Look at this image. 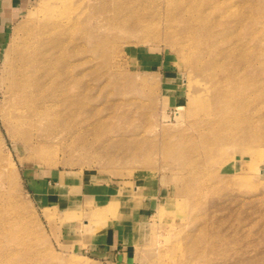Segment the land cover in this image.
Returning <instances> with one entry per match:
<instances>
[{"label":"rangeland","instance_id":"rangeland-1","mask_svg":"<svg viewBox=\"0 0 264 264\" xmlns=\"http://www.w3.org/2000/svg\"><path fill=\"white\" fill-rule=\"evenodd\" d=\"M48 1L28 0L15 24L2 25L0 192L18 221L0 222V264H264V56L244 72L252 119L234 129L216 123V104L162 25L144 36L116 30L101 45L96 32L76 72L32 73L40 104L62 84L77 94L74 114L6 128L13 50ZM223 1L245 18L241 36L264 31V0ZM208 141L220 150L208 155ZM113 199L102 216L86 215Z\"/></svg>","mask_w":264,"mask_h":264},{"label":"bare ground","instance_id":"bare-ground-1","mask_svg":"<svg viewBox=\"0 0 264 264\" xmlns=\"http://www.w3.org/2000/svg\"><path fill=\"white\" fill-rule=\"evenodd\" d=\"M228 7L223 0H49L44 6L43 16L33 21L29 30L27 28L25 33L29 36L13 50L16 59L10 67L7 100L3 103L4 127L21 130L55 111L58 114L63 110V114L69 117L80 107L77 94L60 88L62 84H57L58 91L51 100L44 95L49 99H46V105L40 104L42 94H35L33 90L34 70L46 68V74H52L48 79L53 77V73L60 77L69 71L70 75L80 65L79 54H89L96 44L115 42L116 30L144 36L154 26L161 25L160 34L164 40L187 61L191 69L189 78L202 83L199 89H204L205 95L216 104L219 110L216 123H226L234 129L248 123L252 119L251 110L255 102L251 97V77L247 78L244 72L251 71L257 55L264 56L261 43L264 31H248L249 39L244 38L245 35L241 36L242 32L236 28L239 24L242 28L245 18L242 15L244 19L241 21L239 12L231 13ZM96 32H103L104 36L101 35L99 43L95 44L91 39ZM160 34H156L153 40H158ZM260 66L264 68V61ZM71 77L75 79L73 75ZM247 88L251 93L245 92ZM194 110L192 106L190 113ZM259 110H256L258 116L261 115ZM20 136L24 138V135ZM207 143L208 155L220 150L219 145ZM4 197V192H0V222L12 226L18 221L13 212L15 205L5 201ZM116 205L117 201L113 199L102 208L89 209L86 215L89 218L100 217L103 210ZM1 213L6 217L3 215L2 218Z\"/></svg>","mask_w":264,"mask_h":264},{"label":"crops","instance_id":"crops-1","mask_svg":"<svg viewBox=\"0 0 264 264\" xmlns=\"http://www.w3.org/2000/svg\"><path fill=\"white\" fill-rule=\"evenodd\" d=\"M27 1L28 0H0V47L9 34L8 30L2 33V25L8 22L15 24V22L19 20V12L23 11L24 3ZM117 239L118 238H112L114 242L117 241Z\"/></svg>","mask_w":264,"mask_h":264}]
</instances>
